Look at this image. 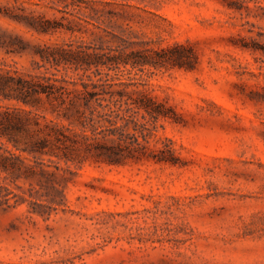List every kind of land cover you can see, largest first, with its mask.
<instances>
[{
	"label": "rangeland",
	"instance_id": "374dc122",
	"mask_svg": "<svg viewBox=\"0 0 264 264\" xmlns=\"http://www.w3.org/2000/svg\"><path fill=\"white\" fill-rule=\"evenodd\" d=\"M19 1L62 27L38 34L3 15L14 1L0 0L3 70L78 79L70 68L38 67L36 49L54 42L155 59L182 45L193 57L119 71L130 89L162 105L155 128L145 114L149 145L158 153L169 143L176 164L72 166L59 205L40 197L35 181L0 174L9 189L0 204V264H264V0H100L112 4L98 13ZM15 35L23 46L8 44Z\"/></svg>",
	"mask_w": 264,
	"mask_h": 264
},
{
	"label": "trees",
	"instance_id": "16d2710c",
	"mask_svg": "<svg viewBox=\"0 0 264 264\" xmlns=\"http://www.w3.org/2000/svg\"><path fill=\"white\" fill-rule=\"evenodd\" d=\"M13 1L11 9L7 7L3 15L22 21L36 33L53 35L62 27L43 13H26L24 1ZM48 3L65 13L69 10L98 13L103 11L97 7L99 4H112L100 0ZM7 9L24 12L13 14ZM13 43L23 46L25 41L15 35L8 42ZM155 54L156 59L135 58L140 56L139 51L126 52L119 47L85 42H54L36 49L43 62L38 67L49 64L57 70L70 68L80 75L78 79L57 73L24 74L0 68V174L35 181L42 190L40 197L51 205H59L65 199L62 181L71 180L77 173L72 166L82 167L90 160L119 165L151 158L176 164L169 143H164L158 153L149 145L153 133L147 124L151 120L155 128L158 119L166 115L162 105L146 91L130 89L135 84L119 77L121 66L128 64L167 62L182 66L185 59L189 62L193 57L182 45L161 48ZM8 190L0 183V204L8 202L9 192L4 194ZM33 211L39 213L35 208Z\"/></svg>",
	"mask_w": 264,
	"mask_h": 264
}]
</instances>
